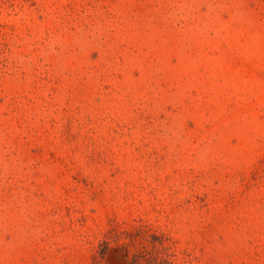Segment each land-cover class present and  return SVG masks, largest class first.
<instances>
[{"label":"rangeland","instance_id":"1","mask_svg":"<svg viewBox=\"0 0 264 264\" xmlns=\"http://www.w3.org/2000/svg\"><path fill=\"white\" fill-rule=\"evenodd\" d=\"M0 264H264V0H0Z\"/></svg>","mask_w":264,"mask_h":264}]
</instances>
